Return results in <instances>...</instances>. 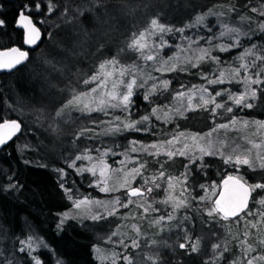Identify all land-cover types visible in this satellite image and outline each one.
Wrapping results in <instances>:
<instances>
[{
  "label": "snow or ice",
  "instance_id": "obj_1",
  "mask_svg": "<svg viewBox=\"0 0 264 264\" xmlns=\"http://www.w3.org/2000/svg\"><path fill=\"white\" fill-rule=\"evenodd\" d=\"M160 6L169 5L163 0H77L74 4L63 5L60 12L61 22L71 25L64 37L68 44L65 46L62 43H55L53 47L60 54L59 58L55 55L51 59L41 58L39 62L47 71L36 73L49 90L55 89L56 94L49 96L41 89V94L48 97L49 103L39 109H33V112L38 114V119L50 121L49 128L53 133H60L59 124L64 122L65 116L70 115L72 111L88 114L89 118L92 113H100L106 117L90 119L92 125L100 128L99 133L96 132V127H81L73 134L74 139L86 137L89 133L117 136L124 132H146L155 139L147 144L130 140L120 153L114 152L111 146H106L103 152L95 148H85L83 153L76 155L68 165L77 172H89L96 177L94 184L101 192L116 193L123 190L122 195H113L107 200L89 196L74 198L71 188H64L63 184L61 187L67 198L73 202L79 217L92 221L107 220L109 217L117 219L115 229L110 230L107 236V242L118 245L123 250L113 249L111 254L106 255L103 249L96 248L101 264L104 261L108 264H120L121 261L124 264H174L160 255L157 240L149 237L144 240L143 245L141 244L140 237L143 233L138 225H131L135 236L129 237L127 233L121 231L123 221L135 218V214L130 211L132 207L139 209L145 220L148 217L143 214L160 213L149 222L158 226L159 232H170L172 229L167 222L177 221L173 227L181 229L178 240L182 239L183 242H178L176 248L182 249V255L185 257L201 254L205 237L195 234L193 216L185 213L177 219L176 215L181 209L192 210L194 201L204 203L203 207L193 210L201 225H219L226 232L224 239L221 240L217 235L218 229L209 227L207 239L215 238L217 242L209 245L212 254L207 260H202V264H264V255H252L257 249L264 252V120H248L233 114L226 118V122L217 123L222 115L220 110L223 113H233V107L243 111L257 107V101L264 103V44L253 43L250 47L244 48L240 41L241 36L249 35L243 30V25L250 26L253 23V17L247 15L248 12L258 13L257 29L264 32V0H245L240 5L229 2L226 12L209 9L207 13L197 15L194 21L185 27L192 28L203 24L207 16L215 15L218 17V23H221V31L213 34L214 37L217 39L229 37L231 42L213 44L209 37H198L193 40L185 36L182 39L187 42V47L179 44L169 45L164 39V34L183 33L184 28L176 29L162 23L161 13L154 11ZM35 7L39 9L40 4L37 3ZM56 7L57 5L49 2L48 11L52 12ZM28 11V5H24L23 11L19 12L18 26L27 30L24 43L37 45L38 41H41V32L30 15H25ZM149 11H152V15L149 16L146 25L138 31L130 32L124 47L91 65V72H83L78 67L76 72H72L77 62L86 59L85 53L90 56L97 54L103 56L105 51H112L111 33L117 30L118 17L123 20L126 17H135L138 12L145 14ZM233 12L238 16L240 27L229 26L228 23L219 20V17H224L226 13L230 19ZM86 23L91 27H86ZM4 24L5 21L0 19V27ZM45 35L49 39L52 38L51 32H46ZM153 37L159 38L158 44L153 41ZM201 39L208 47L199 46L198 41ZM89 46H92L94 51L89 52ZM165 47L170 50L175 47L177 50L164 58L161 52ZM233 48L243 50L231 63L221 60L219 55L212 54L214 50L226 53ZM126 49L136 54L132 63H121V57ZM137 60L143 63L152 61L151 69L145 70L136 62ZM26 62H29L28 51H22L18 47L0 50V70L19 71L20 67H27ZM224 64H229V67L223 68ZM202 66H208L209 70L204 71ZM153 72L194 74L205 83L187 86L178 81L179 88H172L171 79L153 75ZM54 77L64 83L65 87H59ZM73 79L75 83L72 82ZM226 84L241 86V90L233 92L231 88L224 86ZM213 85L224 87L212 88L209 91ZM141 90L142 99L148 102L149 109L146 114L133 119L138 111L134 97ZM161 97L175 103L163 101L158 103ZM229 101L231 105L228 104ZM45 109L50 110L46 112ZM117 109L120 110V114H116ZM189 112H206L207 118L211 121L209 130L202 133L184 131L180 130L177 123L174 130L168 132L166 129L157 128L153 123L155 120L171 124L177 118L187 119ZM21 130V123L18 120L3 119L0 122V145L12 140ZM93 151L99 153L96 161L90 167L77 168L75 163L77 160L93 161V156L89 154ZM134 153L137 155H133ZM139 153L145 155L141 156ZM109 154L112 156L119 154L122 157L119 161L113 162L118 164V167L113 168L107 163L105 157ZM217 156L223 163L233 165L237 172L239 168L245 166L253 173L259 172V179L254 183H248L240 176L227 175L220 185H208L207 188H211L212 191L206 195L193 196L192 193L197 188L206 191L204 184L189 183L190 179H195L193 169L203 171L208 167L206 163H202L204 158ZM148 157L152 159L149 160ZM178 158H186L187 162L181 165L184 168L183 172L173 175L169 168L175 165ZM150 164L155 168V172L149 167ZM57 171L65 174L63 169ZM8 179L11 180L10 177ZM133 184L136 186L133 187ZM8 187L15 189L17 185L10 183ZM217 188L219 191L215 190ZM154 192L157 195L162 193V198L155 199ZM93 208L97 210L93 211ZM169 208L171 211H168ZM121 209L129 211L121 212ZM63 215L69 218L68 213ZM63 222L61 220V224ZM233 225L237 228L235 232ZM113 237L117 239L113 240ZM125 238H128V243L125 242ZM229 240H235L236 247L240 250V255L236 258H232L233 253L228 248ZM38 241L39 237L27 236L21 241L24 247L19 251L31 252L33 245ZM160 243L163 247L172 248L167 241ZM253 244L256 247H253ZM142 247L155 251L153 255L145 254L141 261L137 259L138 254L129 251V248ZM175 251L176 249H172L173 253ZM0 259L4 260V264H12L11 259L4 257L3 249H0ZM32 259L34 264H43L35 257ZM56 264L63 262L57 259ZM175 264L180 262L177 261Z\"/></svg>",
  "mask_w": 264,
  "mask_h": 264
},
{
  "label": "trees",
  "instance_id": "obj_2",
  "mask_svg": "<svg viewBox=\"0 0 264 264\" xmlns=\"http://www.w3.org/2000/svg\"><path fill=\"white\" fill-rule=\"evenodd\" d=\"M49 2L57 5L52 12L48 11ZM76 2L77 0H0V19L5 21V24L0 27V48L16 44L22 45L23 31L16 28L15 22L24 5H28V13L44 32V40L38 48L31 51L29 62L26 63L27 67H20L19 71L0 72V121L5 118H17L23 125L21 134L0 150V249H3L5 258L12 260V264H17V262L19 264H34L33 257L41 260L43 264H56L57 259L62 261L63 264H101V260L95 251L96 248L103 249L106 255L111 254L113 249L122 251L123 249L118 245L107 242L108 234L106 233H110L112 228L115 229L118 222L116 218L109 217L107 220L92 221L85 218H67L66 220V218L62 217L67 209L73 207V202L67 198V194L61 184H63L64 188L72 189L74 198L89 196L98 200H107L113 195H122L123 191L116 193L101 192L94 184L96 177H93L89 172H77L75 168H70L68 165L72 163L76 155H81L85 148H95L103 152L106 146H111L114 152L120 153L130 140L134 139L147 144L155 139V137L146 132H124L117 136H100L89 133L86 137L76 139L72 135L62 137L54 134L49 125L43 123L44 120L41 122L32 121L25 113L21 115V110L23 112H32L33 109H39L49 103L48 97L41 94V89L47 92L49 96L56 94L55 89L49 90L46 83L36 73L47 71L44 65L39 62L41 58L47 57L51 59L54 55L59 58L60 54L53 47L55 43H62L67 46L68 41L64 37L71 25H65L61 22L60 12L65 3L74 4ZM163 2L169 6H160L154 10L161 13L163 17L161 22L174 26L176 29L184 28L183 33L171 32L164 34V39L168 41L169 45L175 46L179 44L182 47H187V42L182 37H191L193 40L198 37H209L213 44L231 42L229 37H219L218 39L214 37L213 34H218L221 31V23H218V17L215 15L207 16L203 24L195 27L187 28L185 25L191 24L197 15L207 13L209 9L215 12H226V6L229 5V2L234 5H240L245 0H163ZM37 3L40 4L39 9L35 7ZM143 15H146V13H137V16ZM247 15L253 17V23L250 26L248 24L243 25V30L249 33L248 36L240 37L243 47H250L253 43L257 45L264 44V32L257 29L258 13L248 12ZM230 16L231 18L229 19L226 13L224 17H219V20L222 23H228L229 26L240 27L241 24L237 14L233 12ZM138 21L139 19L137 18L128 19L126 17L121 20L118 17L117 30L111 33L110 47L112 51H105L103 56L99 54L90 56L85 53L86 59L83 62H77V65L72 68V72H76L77 67L83 72H91V65H95L99 60H103L105 56H111L118 49L124 47L128 34L145 26H142L141 22ZM85 26L91 27L87 23ZM46 32L52 33L51 39L45 35ZM152 39L157 44L159 43L158 37H153ZM198 43L200 47H208V44L202 39ZM195 47L196 45L194 44L193 48ZM176 50L175 47H172L171 50L165 47L161 55L167 58ZM242 50V48H233L226 53L214 50L212 54L214 56L219 55L221 60L231 63L233 58ZM92 51H94V48L89 46V52ZM135 57V53L126 49L121 57V63H132ZM136 62L141 64L145 70H150L153 64L152 61L143 63L137 60ZM202 67L204 71L209 70L208 66ZM222 67L228 68L229 64H224ZM194 72L195 70H193ZM152 74L171 79L172 88H179L178 81L187 86L205 83L194 74L156 72ZM54 81L59 87H65L64 83H61L55 77ZM72 82L75 83V80L73 79ZM224 86L231 88L233 92L241 90V86L237 85L226 84ZM224 86L213 85L210 86L209 91L212 88ZM81 87L83 86L81 85ZM167 95L166 93L165 97ZM165 97H161L157 102L175 103ZM134 100L136 105H138V111L133 116V119H136L139 115L147 113L149 104L142 99V90L137 92ZM217 100L219 102V98ZM256 103L257 107L244 109L243 111L233 107V113H223L220 110L222 115L217 120V123L226 122V118L233 114L248 120H264V103H260V101ZM228 104L231 105V101ZM49 110L45 109L46 112ZM115 111L116 114H120L118 109ZM207 116L206 112H189L187 113V119L177 118L171 124L155 120H153V123L157 125V128L166 129L168 132L174 130L175 125L178 123L180 130L202 133L208 131L211 125V121ZM71 117L75 118L76 123L68 128H77L75 129L76 132L81 127H96L90 123V119H106L100 113H92L91 118H89L88 114L72 111L70 115L65 116L64 121L69 120ZM46 121L49 122L48 120ZM99 131L100 128L96 127V132L99 133ZM157 135L159 136L160 133L158 132ZM117 145L120 147H117ZM22 147H25L23 151ZM89 154L93 156V161L77 160L75 161L77 168L90 167L99 155L95 151ZM133 155L137 154L134 153ZM139 155L143 156L145 154L139 153ZM105 159L113 168H116L118 164L113 162L119 161L122 157L119 154L115 156L109 154ZM148 159L151 160L152 158L148 157ZM186 162V158H178L175 165L169 168V171L173 175L183 172L184 168L181 165ZM202 163H206L208 167L204 168L203 171L194 168L193 176L195 179H190L189 183L204 184L206 191L197 188L192 193L193 196L197 194L206 195L207 192L212 191L211 188H207L208 185H220L221 180L227 175L240 176L242 180L248 183H254L260 176L259 172L253 173L246 166L239 168L237 172L233 165L223 163L218 156L205 157ZM149 167L152 168V165L150 164ZM57 169H63L65 174L57 171ZM152 171L155 172V168H152ZM9 177L11 180L8 179ZM138 182L139 179H137ZM10 183L16 184L17 188H9L8 185ZM215 190L219 191V188ZM253 195L255 196L256 194L254 193ZM153 196L158 200V198H162V193L157 195L154 192ZM155 206L159 207V205ZM203 206V202L194 201L192 202V210L181 209L176 214L177 219L185 213L193 216L195 234L205 237L202 244L203 251L199 255L193 254L191 257H185L182 255L183 250L176 248L178 242H183L182 239L178 240L181 229L173 227L177 221L167 222L172 229L170 232H159L158 226L149 223L152 217L157 216V214H143L148 217L145 220L140 210L135 207L130 208V211L135 214V218L123 221L122 224L124 226L121 231L127 233L129 237L135 236L131 225L136 224L143 233V236L140 237L141 244L143 245L144 240L149 237L157 240L159 253L165 260L172 261L174 264L177 261L180 264H202V260H207L212 254V249L209 245L217 242L215 238L207 239L209 227L218 229L217 235L220 236L221 240L226 235L225 229L219 225H201L199 220L196 219L193 210ZM120 211L128 212L129 210L121 209ZM61 220L64 221L63 224H61ZM111 223H113L112 228H109ZM58 225H60L59 228ZM232 228L234 232L237 231L235 225ZM189 230L191 231V229ZM29 235L39 237L40 241L33 245L31 252H20L19 249L24 247L21 241H24ZM116 239L117 237H113V240ZM162 241H167L172 248L163 247L160 243ZM125 242H129L128 238H125ZM249 242L251 243V240ZM253 247H256V245L253 244ZM228 248L233 253L232 258L240 255V250L236 247L235 240L228 241ZM172 249H176V251L173 253ZM129 251L137 253V259L142 261L145 254L153 255L155 250L142 247L141 249L129 248ZM252 255H264V252L257 249ZM0 264H4V260L0 259ZM103 264H108V262L104 261ZM120 264H124V262L121 261Z\"/></svg>",
  "mask_w": 264,
  "mask_h": 264
},
{
  "label": "rangeland",
  "instance_id": "obj_3",
  "mask_svg": "<svg viewBox=\"0 0 264 264\" xmlns=\"http://www.w3.org/2000/svg\"><path fill=\"white\" fill-rule=\"evenodd\" d=\"M150 15H152V11H149L148 13H146V15H143V16H135V17H128V19H131V18H137V19H139V21L138 22H141V25L143 26V25H146V23H147V20H148V18H149V16ZM112 46H114L113 44H112ZM119 110V109H118ZM120 111V110H119ZM23 113H25V115H27L28 116V118H31V120L32 121H37V122H41L42 120L41 119H38V114H35L33 111L32 112H23ZM73 117H71L69 120H65L64 122H62V123H60L59 124V127H60V133H54V134H56V135H58V136H67V135H72L73 136V134L74 133H76V131H75V129H77V128H74L73 129V127L72 128H68L69 126H72L73 124H75L76 123V120H75V118H73ZM88 121V120H87ZM43 123H46L47 125H49V123H50V121L49 122H47L46 120H44L43 121ZM171 131H173V130H171ZM170 131V132H171ZM75 146V145H74ZM76 148L78 149V147L76 146ZM75 148V149H76ZM23 149H25V147H22V151H23ZM114 158V157H113ZM107 161V160H106ZM108 164H110V163H108ZM134 186H136L135 184H133V187ZM123 191V190H122ZM159 199H161V198H158V200ZM149 200H150V197H149ZM140 202H143V201H140ZM155 207H157V206H155ZM159 207H163V206H161V205H159ZM97 209L96 208H93V211H96ZM100 211H103L102 209H100ZM168 211H171V209L169 208L168 209ZM64 213H68L69 214V218H72V217H77V218H82V217H79L78 216V213H77V210L76 209H74V207H72V208H69V209H67ZM63 213V214H64ZM154 214H157V215H159L160 213H154ZM63 218H65L64 217V215L62 216ZM77 218H74V219H77ZM66 220H67V218H66ZM112 224L113 223H111V226L109 227V228H112ZM113 229V228H112ZM106 234H108L109 235V232L108 233H106ZM95 251H96V249H95Z\"/></svg>",
  "mask_w": 264,
  "mask_h": 264
},
{
  "label": "water",
  "instance_id": "obj_4",
  "mask_svg": "<svg viewBox=\"0 0 264 264\" xmlns=\"http://www.w3.org/2000/svg\"><path fill=\"white\" fill-rule=\"evenodd\" d=\"M22 11H23V10H22ZM25 15H30V14H29L28 12H25ZM18 16H19V15H18ZM30 17H31V19L33 20V22L35 23L33 17H32L31 15H30ZM35 24H36V23H35ZM15 26H16V28H18V29H20V30L23 31V42H22V45L20 46V45H17V44H16V45H12V46H10V47L0 48V50H6V49H8V48L18 47V48H20L22 51H28V53H29V58H30L31 51H33V50H35L36 48H38V47L41 45V43L43 42V40H44V32H43L42 28H41L38 24H36V26L40 29V32H41V41H38L37 45H27V44L24 43V40H25V38H26V34H27V30L24 29V28H22V27H20V26H18V17H17V19H16ZM26 63H28V62H26ZM0 72H9V71H6V70H0ZM5 119H9V118H5ZM9 120H18V121L21 123V121H20L19 119H17V118H10ZM2 121H3V120H2ZM2 121H0V122H2ZM22 128H23V125H22V123H21V129H22ZM21 132H22V130H21ZM21 132L17 133V135L14 136V137L12 138V140L7 141V143H6L5 145H0V150H1L4 146L8 145L10 142H12L13 140H15V139L17 138V136H18L19 134H21ZM233 176H235V175H233ZM226 178H227V176H225L222 180H224V179H226ZM222 180H221V182H222Z\"/></svg>",
  "mask_w": 264,
  "mask_h": 264
},
{
  "label": "flooded vegetation",
  "instance_id": "obj_5",
  "mask_svg": "<svg viewBox=\"0 0 264 264\" xmlns=\"http://www.w3.org/2000/svg\"><path fill=\"white\" fill-rule=\"evenodd\" d=\"M36 23V22H35ZM23 42V41H22Z\"/></svg>",
  "mask_w": 264,
  "mask_h": 264
}]
</instances>
